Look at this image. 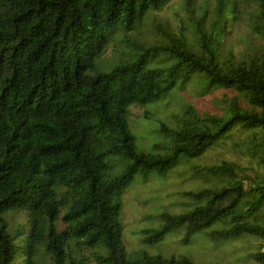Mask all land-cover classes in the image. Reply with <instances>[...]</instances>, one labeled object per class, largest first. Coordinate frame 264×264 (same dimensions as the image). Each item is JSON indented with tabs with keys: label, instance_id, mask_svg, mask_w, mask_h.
I'll list each match as a JSON object with an SVG mask.
<instances>
[{
	"label": "trees",
	"instance_id": "trees-1",
	"mask_svg": "<svg viewBox=\"0 0 264 264\" xmlns=\"http://www.w3.org/2000/svg\"><path fill=\"white\" fill-rule=\"evenodd\" d=\"M167 1L0 0V264H39L41 255L50 264H194L185 255L126 250L125 190L138 175L164 176L235 134L264 167V48L237 58L225 44L226 25L243 19L241 4L217 0L220 29L195 46L168 35L109 70L97 66L114 31L132 30ZM258 3L264 19V0ZM194 83L200 94H236L223 115L187 105L172 128L161 125L166 143L139 149L129 108ZM200 172L223 183L187 192L195 207L162 213L147 242L182 232L185 244L206 234L253 237L264 248V174L250 176L233 162ZM18 212L26 221L14 226L9 215ZM72 241L92 260L75 255ZM254 260L264 264V252Z\"/></svg>",
	"mask_w": 264,
	"mask_h": 264
},
{
	"label": "rangeland",
	"instance_id": "rangeland-1",
	"mask_svg": "<svg viewBox=\"0 0 264 264\" xmlns=\"http://www.w3.org/2000/svg\"><path fill=\"white\" fill-rule=\"evenodd\" d=\"M234 1L241 4L243 19L234 29L230 30L226 25L225 44L239 58L253 49L264 48V19L259 16L258 0ZM221 17L217 0H168L161 9L149 12L132 30L121 28L114 31L97 66L101 70H109L125 61L131 52L168 41V35L182 37L187 44L195 46L201 36L209 37L220 29ZM253 22H256L254 28ZM235 94L222 89L200 94L194 83L181 91L175 89L160 102L132 105L128 122L138 148L151 150L155 145L166 143L161 125L172 128L187 105H192L201 114L223 115L227 107L226 98ZM246 140L244 135L235 134L205 156L183 161L164 176L155 173L138 175L122 197V241L126 250L137 256L143 252L163 257L185 255L194 264H261L254 260V255L259 251L264 252V248L253 237L213 241L206 234H198L185 244L182 242L183 233L173 232L158 243L147 242L146 232L159 227L162 213L180 214L195 207V203L185 195L187 192L215 188L223 183L222 179L204 175L200 172L202 168L233 162L250 176H254V171L264 174V167L258 159L248 153ZM9 216L14 226L26 221L23 212ZM59 227L65 230L62 223ZM72 246L75 255L82 253L92 260L90 251L82 247L79 241H72ZM39 264H50V257L41 255Z\"/></svg>",
	"mask_w": 264,
	"mask_h": 264
}]
</instances>
